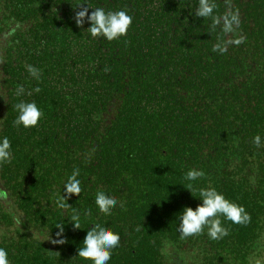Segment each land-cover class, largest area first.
<instances>
[{"label":"trees","instance_id":"16d2710c","mask_svg":"<svg viewBox=\"0 0 264 264\" xmlns=\"http://www.w3.org/2000/svg\"><path fill=\"white\" fill-rule=\"evenodd\" d=\"M81 2L89 14L124 10L127 35L93 38L90 21L75 23ZM215 2L222 15L225 0ZM231 4L246 41L220 54L213 45L227 37L196 17L198 0H0V140L13 153L0 165V247L10 264H93L78 249L97 223L121 238L107 264H264V0ZM21 101L42 111L37 126L14 124ZM77 168L82 192L60 208ZM191 169L205 175L186 180ZM208 187L251 221L221 216L223 238L205 227L182 239V211ZM98 191L117 199L111 214ZM61 223L67 242L53 245Z\"/></svg>","mask_w":264,"mask_h":264},{"label":"clouds","instance_id":"9594fccd","mask_svg":"<svg viewBox=\"0 0 264 264\" xmlns=\"http://www.w3.org/2000/svg\"><path fill=\"white\" fill-rule=\"evenodd\" d=\"M85 4L87 3L81 2L73 7L74 9H79L76 11L74 19L79 27H83L85 20L90 21L91 26L87 29L93 38L103 37L112 41L127 35L128 29L132 24V17L124 10L106 12L102 7H97L89 14L90 7L84 6ZM225 4L227 5V10L222 15H214L218 7L215 0H198V7L195 10L196 17L211 19L210 32L215 31L219 27L223 35L227 37V39L218 38V42L213 45V52H219L220 54L226 53L230 45L239 46L246 41V36L242 34L236 35V31L241 23L239 10L232 9L231 0H225ZM14 32L15 29H12L7 35H12ZM3 62V59H0V63ZM26 68L32 77L36 79L40 78L41 73L39 69L32 65H26ZM105 71H108V69H105ZM34 91L39 92L40 88L37 87ZM24 93V87L19 86L16 94L20 96ZM27 94L32 95V92H28ZM14 107L19 113L17 119L14 121V124L17 126L22 124L26 128L35 127L43 116L42 111L34 101H21ZM253 143L257 147H260L261 137L259 135L255 136ZM12 158L11 142L7 137H3L0 140V165L11 163ZM79 174V169L77 168L68 177L64 185L67 195H62L58 199V207L66 208L68 206L66 203L67 199L71 195L75 194L79 196L81 194V181L77 178ZM204 175L205 173L202 170L191 169L186 173L185 179L195 181ZM187 189L191 191L192 185L189 184ZM199 197L202 199V204L197 205L195 209L185 207L182 211L178 227L182 239L203 234L205 227H207V234L211 239L219 240L223 238L228 235V230L223 227L220 219L221 216L235 224H247L251 221L250 214L242 205L231 202L214 187L201 188L199 190ZM0 198L6 199L7 194H0ZM95 203L102 213L109 215L111 214V210L116 207L118 201L114 196L107 195L104 191H98ZM85 214L87 215V213ZM70 221L73 222L74 229L81 228L79 214H74ZM16 223H21L20 217L16 218ZM55 227L59 229L56 236L62 238L54 239L50 236L47 240H50L53 245L66 243V238H63L64 224H57ZM139 230L137 228V231ZM120 239L119 233L97 223L87 231L83 240V247L78 249V256L84 260H91L93 264H107L111 259L112 250L119 246ZM0 264H10L8 252L2 247H0ZM257 264H260V262L257 261Z\"/></svg>","mask_w":264,"mask_h":264}]
</instances>
